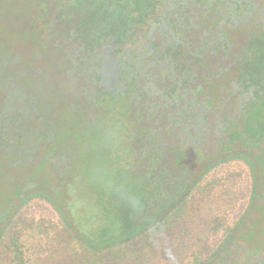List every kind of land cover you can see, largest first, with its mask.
Instances as JSON below:
<instances>
[{
    "label": "trees",
    "instance_id": "1",
    "mask_svg": "<svg viewBox=\"0 0 264 264\" xmlns=\"http://www.w3.org/2000/svg\"><path fill=\"white\" fill-rule=\"evenodd\" d=\"M32 1L40 5V13L44 14L42 15L44 18L40 22L46 25L47 36H49L48 32L52 33L47 40L46 38L41 42L39 40L36 50L42 57L39 62L44 61L47 56L57 57L61 61L60 70L65 78L57 87V92L59 93V103H63L65 106L66 114L80 115L84 125L102 134L104 133L97 126L98 119L108 117L107 120L114 124L110 123L111 128H106L107 135L104 134L103 137L108 141L111 140L115 126L120 130V135L117 141L113 142L115 143V160L114 162L113 160L112 162L108 161L111 163L108 165L110 173L102 180L100 178L103 175L99 174L97 180L99 183L93 193L91 206L88 209L86 207V210L82 204H74L73 199L65 197L61 186L58 187L59 191L58 188H48L46 183H49V174L45 180H41L38 175L35 181L30 179L36 189L25 190L23 184L29 178H16L14 174L17 173L9 170L11 190L4 202H0V264H147L156 260L175 240L182 246L193 244L182 264H223L228 260L227 258L231 257V252L239 253V246L236 245L238 248L234 246L236 239L243 241V245L245 243L254 245L261 242V245L264 246V226L260 224V221L256 223L257 221L251 217L250 207L235 221L233 226L226 224L224 214L210 213V211L201 208L202 200L209 198L217 186L224 185V181L230 180L233 176L229 173L226 177L213 176L211 179H207L205 176L207 171L230 156L243 158L244 154L239 146L245 147L248 144L260 147L264 136V95L259 94L260 91L264 94V29L258 28L247 49L253 53L251 56L245 53L243 62L239 66L241 68L239 71L240 80L243 82L247 80L256 86L254 91L256 99L250 98L249 110L241 118H237L234 114L231 115L230 109L229 113H223L222 122L223 126H226L227 133L222 137L221 148L218 152L215 147L218 139L210 148L209 152L215 157L207 160V164L201 165L202 167H199L198 171L192 172L194 166L199 164L198 153H195L193 149L191 152L183 147L177 139L180 137L176 136L175 131H171L172 135H165L171 145L168 147V152L174 153V159L169 163L170 169L165 167L160 172L144 170L141 172L134 170L133 166L136 162L125 158L123 163L121 161L123 156L120 155L123 149L128 151L127 154L137 152L135 150L136 142L145 143L142 149H138L139 152L143 151L142 153H145V150L151 146L149 144H151L152 138H149L150 135L147 136V132L153 129L151 115L145 109L150 106L149 99L153 96L151 91L146 89L147 83L142 86L145 79L140 88H136V80L140 82L142 79L140 80L138 76L144 75L141 73L143 60L149 59L150 62L156 60V64L160 62L165 65L166 57L170 54V47H167L164 52L159 51L158 57L155 59L152 55L145 58L139 56L141 59L137 69L134 66H136L138 55L131 53L132 59H134L133 63L131 58L127 59L124 56L125 54L119 57L118 51L122 50V47H127L129 43H135L139 37L137 28L146 24L149 15L154 12L156 5L161 3V0H59L57 3L55 0H30V2ZM205 1L184 0V5L189 12L192 11V8L196 9L199 2L205 3ZM223 3L222 0H216L213 5L218 10V8H223ZM199 10L201 12L196 11L199 15V23L207 32H212V26L218 25L215 16L212 12L206 13L207 11L203 7ZM54 19L59 22L54 24ZM60 23H64L61 29L59 28ZM186 27L189 26L184 27L182 22L179 31L185 33L183 29ZM172 28L175 29V26ZM72 29L76 36L86 41L99 43L101 37L113 39V44L121 47L115 51L114 56L119 57V62H125L121 72L122 76L119 78L123 79L125 89L117 91L115 84L112 83L113 90L111 92L106 89L95 95L96 102L92 103L103 102L105 111L96 114L94 121L91 120L93 112L89 110L90 101L93 99L92 94L90 98L82 96V89L73 83L75 78H78L80 81L77 80L76 84L78 82L86 84L85 75L72 72L70 70L71 63L62 50L61 54L56 55L50 50L48 44V39H54L55 34L60 35L59 38L63 39L64 35L65 37L70 35ZM142 35L145 38L144 34ZM175 36L174 41L177 48L174 51L176 53L178 49L185 56L183 58L174 57L173 61H168L170 64L166 67H169L168 69L172 72L174 70L173 73L171 72L172 76L180 73L178 77L182 79L181 84L183 82L186 83L183 84L185 86L190 84L191 89L196 91V96L198 98L201 96L209 107L216 104L221 93L225 92V98L230 97L229 81L225 83L228 86L224 85V89H221L223 79L228 74L226 72L224 74V70L213 72L205 57L202 56V50L208 46L203 48V43L199 44L200 48L195 46L188 50L184 44L186 41L183 40L185 34L182 36L176 34ZM204 41L207 43L203 39L200 40V43ZM14 47L15 45L9 46V43L2 41L0 43V61L2 58L9 57V52H12ZM157 49L158 47L155 45L153 50L157 51ZM35 61H37L36 56ZM131 67L135 70L132 73ZM197 67H202V69L209 67L207 68L209 77L196 78L199 73L193 75L192 71H196ZM247 67L252 69L247 71ZM31 74L32 76H30ZM183 74L187 78H184ZM194 76L196 81L200 80L203 86L195 84ZM21 78L19 79L21 80ZM23 78L26 92L34 98L33 108L37 110L36 118L40 122L33 121L30 127L33 135L41 141L39 149L42 153H40V157L47 170L52 166L50 156L60 155L68 160L70 170L62 179L63 182H68V174L73 172L72 168L78 163L80 164L75 148L78 147L80 152H86L89 147L83 138L75 140L74 144L70 143L68 146H66V142L59 140L58 119L55 117L56 108L44 98L43 85L45 81L41 78L37 84V79L31 71L27 77ZM179 78L167 77L161 85L162 93H159L160 90L155 93L161 97L163 106H169L167 103L170 102V108L177 107V98L169 91L173 92L177 89ZM191 78L194 79L193 83L190 81ZM63 87L69 91L67 96ZM88 89L93 90L92 85H88ZM4 96L6 98V93L0 87V102ZM107 100L113 101L110 110L106 106ZM194 104L196 103L194 102ZM127 115L130 116L128 125H131L133 130L128 131L125 135L126 144L124 142L122 145L120 138L123 136L122 132L125 133L124 118ZM172 117L174 118L172 119ZM169 119L172 122L178 120L174 114L169 116ZM72 130L74 129L72 128ZM136 130L145 132L138 137ZM234 141L240 145H235ZM48 147L53 148V154H48L45 157V154L50 151V148L47 149ZM0 148L2 147L0 146ZM223 149L226 153L218 155L217 153L223 152ZM206 153L200 154V160ZM0 156L3 159L1 167L4 169L10 156L2 153ZM184 169L189 171V174H183ZM228 190L226 192L229 199H234L236 195L229 193ZM37 195L48 199L53 205L58 213L57 222L46 218L24 217L21 214L22 207ZM228 200L226 198L225 201ZM249 220L251 221L250 228L255 226L258 232L253 237L248 234L247 221ZM195 223L197 225L193 231L192 227L194 226L192 225ZM219 231H223L220 244L215 248H210L208 237ZM261 239L263 240L261 241ZM239 261L241 260L232 259L230 264H242Z\"/></svg>",
    "mask_w": 264,
    "mask_h": 264
},
{
    "label": "rangeland",
    "instance_id": "2",
    "mask_svg": "<svg viewBox=\"0 0 264 264\" xmlns=\"http://www.w3.org/2000/svg\"><path fill=\"white\" fill-rule=\"evenodd\" d=\"M35 3L36 2L33 1L30 2V0H0V41L2 40L3 42L9 43V46L12 44L15 45L11 52V57H9L12 60L18 61L23 58L24 61L28 59L32 62H35V56L37 55L36 50L38 49L37 45H39V40L40 42L41 40H45V38L47 40L46 25H44L43 22H40V20L44 18L42 17L44 14L40 13V5ZM196 7V9L192 8V11L187 12V16L183 22L184 27L186 25L189 26L183 29L185 31V33L183 32V34H185L183 40L186 41V43H184L185 47L188 50H191L195 46L200 48L199 46L204 43L202 47L204 48V46H208V48H204L202 50V56L205 57L206 62L209 63L213 72L221 71L224 68L221 67L219 63V57L224 55V52L219 50L217 46L218 44H216L214 41L216 38L220 37L217 35L218 26L213 25L211 28L212 32H207V30L202 28L201 24L199 23V15H197V12H201L202 9H199L202 7L199 4ZM190 18H193L191 22L189 21ZM201 39L206 40L207 43L205 41L200 43ZM61 40V38L57 40L48 39L49 48L56 55L61 54V50L63 49L62 45L60 44ZM138 46L141 45L136 43H129L127 45L131 51H135ZM237 47L238 43L236 42L229 47L226 46L225 50H228L229 52H227L230 53L231 50H237ZM166 60H169L168 57H166ZM132 62L134 63V59H132ZM143 62L145 65H142L143 69L141 68V73L144 75L138 76V78L142 80L140 82L136 80V88H140L145 79V82L142 84V86L147 83L146 89L149 92H158L162 88L161 85L163 80L170 76H165V73L164 75L162 74L163 67L161 64L154 66V68H149L148 64L150 63V60H143ZM41 63L44 65V73L43 71L38 70L37 65L32 66L30 71L33 73V76L38 79V81H41V78L45 81V84L43 85L44 98L48 100V102L52 103L56 108L55 111L57 114L55 117L58 119L57 128L60 136L59 140L66 142V146H68L70 143L74 144L75 140L83 138L89 147L88 151L86 152H80L78 147L75 148L80 164L78 163L74 168H72L73 172H70L67 176V179H69L68 182H63L61 185L65 197L71 200L73 199L74 204H82V207H85L84 209L86 210V207L88 209L91 206L92 198L94 197L93 193L98 186L97 184L99 183H97L99 174L101 173L103 175L102 178H100L102 180L104 177H108V174L110 173V171H108V165H111V163L109 162H112V160L114 162L115 160V143L113 142L114 140L117 141L120 135V130L115 126L112 132V141H108L105 137H103V135H107L106 128H111L110 123L111 125L114 124L113 122L107 120L108 117H102L98 119L97 126L100 127L101 131L104 133L102 134L88 128L87 125H84L83 122H81L80 115L72 116L71 114H66L65 106L63 103H59V93L57 92V87L61 85L65 78L60 70L61 61L57 57L54 58L53 56H47L44 58V61H41ZM167 65L169 64L166 63L164 65L166 68L165 71L167 70L170 72L171 70L168 69L169 67H166ZM207 68L209 67H206V69L197 67L196 71H192V74L197 75L199 73L200 76L198 74L196 78L198 77V79H201L202 76H207V73L209 72ZM175 72H177V70H175ZM193 78L195 79V76ZM194 79L191 78L190 81L193 83ZM77 80L79 79L75 78L73 83L78 86L79 89H82V96H87L89 98L92 97L91 90L88 89V85L83 84V82H78L76 84ZM194 82L196 85L199 84L201 86L202 84L200 80L196 81L195 79ZM13 86L17 87L18 85L13 84ZM192 86L194 87V85ZM63 89L65 95L67 96L69 91L64 87ZM155 95L149 99V108L147 107L145 109L151 115L150 120L152 122L153 129L147 132V136L152 135L153 138L151 139V145L154 147L150 146L149 149L145 150V153L153 151L151 158L160 163L159 167L156 168V171H158L159 168L164 170L166 167L164 164L166 163L167 159L161 155L167 156L168 154V147L171 145L169 143V139L166 138L165 135H172L170 134L171 131H175L177 136V132L183 130L185 126L191 127L190 131H188V136H185L186 133L183 132L181 137L177 138L180 144H182V146L187 150H191V152L193 149L195 150V153L197 152L199 154H203L204 151H207L215 144V141L217 140V131L220 129L219 126L223 125V113H229L227 109V102L223 100L224 97H226L225 92L220 94L216 104L212 107L207 106L200 96L198 100H201V105L199 108H195L192 113L184 112L179 113L178 115L174 114L175 118H178L177 122L180 123V125L177 126L175 130H173L169 119V116H171L170 106H163V104H161L162 101H160L161 98H159L158 95L157 97H154ZM24 101L26 102L27 110L32 113V116L25 122L14 121L13 124H6L5 122L6 119L3 115V109L6 104L5 96L0 102V146L2 147L0 148V153L10 156L7 163L8 167L5 166L4 169L1 167L3 159L0 156V202H4L6 197L9 195V191L11 190L12 184L8 177L9 170L17 173L16 175L14 174L16 178H29V180H26V182L23 184V188L25 190L36 189L30 179H34L32 181H35L37 179V175L39 174L41 176L43 173L44 176L42 179L45 180L47 174H49L43 159L40 157V153H42L41 149L38 148L41 145L39 144L40 141L30 130L31 123L33 121H37V112L33 108L34 98L25 91ZM112 103V100H107V109H111L110 107H112ZM180 103L182 104V102ZM229 107L232 108L230 114L233 115L235 112L234 107L232 104H230ZM60 115L63 116L60 118ZM129 117L130 116L127 115V117L124 118L125 133L123 131V136L120 138L122 145L126 141L125 135L128 133V131L131 132L133 130V128L131 129V125H128L130 121ZM72 128L74 130H72ZM129 135L131 136V134ZM144 145L145 143L139 144V142H136L135 150L138 152V154L143 152H139L138 149H142ZM49 148L50 147L47 149ZM50 151H53V148H50ZM127 152L126 149H123V151L120 152V155L124 157H122L121 161L123 162L125 158L133 160L136 162L135 166H133L134 170L142 172L141 169L143 168V164L142 162L138 161L137 152H134V154H127ZM52 158L53 157L50 156V162L52 161ZM51 165H54L52 174L59 173L57 170L58 168H56V161H52ZM200 165V163L198 166L195 165L191 171H198L199 167H201ZM6 169L7 171H5ZM237 169L238 165L227 164L220 167L218 170L207 173L206 178L211 179L213 176L226 177L232 170L237 171ZM183 171V174H189V171L186 169ZM237 173L242 174L240 168ZM49 177L52 178L51 175ZM258 178V190L262 192L264 191V163H262L261 168L259 169ZM229 181L225 180L224 185L217 186L212 191L209 198L202 200L201 205L203 210L210 211V213L218 212L219 214H224L226 217V224L232 222L233 218L238 216L243 209L246 203V191L248 187V178L244 174L239 176L237 180L234 181V183H230ZM52 184L54 189L58 188V186L55 185V182ZM229 188H234L235 192L230 191L231 189L228 190ZM227 190L229 193H236V197L234 198L235 200L233 198L229 199V195L226 192ZM226 198L229 200L225 201ZM258 208L259 206L256 208L259 213L257 220L260 221L262 226H264V205L261 210H258ZM21 214L24 217H33L36 219L46 218L55 222L58 221V217L54 209L39 199H33L24 205L22 207ZM258 221L256 223H258ZM196 225V223L192 225L194 226L192 227L193 231H195ZM257 233L256 227L254 226L249 229L248 234L249 236L253 237V235H256ZM222 237L223 231H219L218 233L208 237L207 241L209 247H217L220 244ZM191 245L193 244L182 246L177 240H175L172 244H170L169 247L165 249V251L159 255L156 260L147 264H182V262L186 260V255L189 254L192 249ZM236 245H238L239 248L236 247ZM234 246L235 248H238L239 253L231 252V257H229L230 259L227 258L228 260L224 261L223 264H230L232 259L241 260L239 262L243 264V260L246 258L244 253H242V249L244 248L243 241L236 239Z\"/></svg>",
    "mask_w": 264,
    "mask_h": 264
},
{
    "label": "flooded vegetation",
    "instance_id": "3",
    "mask_svg": "<svg viewBox=\"0 0 264 264\" xmlns=\"http://www.w3.org/2000/svg\"><path fill=\"white\" fill-rule=\"evenodd\" d=\"M58 1L59 0H55L56 3ZM215 1L216 0H206L205 3L199 2V5L203 7L208 13L212 12L213 16H215L218 22L217 35L220 37L216 38L215 43L218 44L217 46L219 50L221 52H224V55H221L219 57V63L221 67L224 68L223 73L226 72L228 74L227 77L223 79L221 89H224V85H230V97H224V101L227 102L228 110H232V108L229 107L230 104H232L235 110L234 116H236L237 118H241L249 110V105L251 103L250 98L256 99L254 95L256 86L250 84L247 80L246 82L240 80L239 71L241 68L239 66L240 63L243 62L245 53L248 56L252 55L253 52L247 49L252 39L255 37L254 34L257 33L258 28L261 27L262 29H264V0H222L224 2V6L223 8H218V10L213 5ZM186 16L187 9L186 5H184V0H161V3L156 5L154 12L149 15L146 24L142 27L137 28V35L139 37L137 40H135V43L141 46H138L135 51H131L129 47L121 48L117 45H114L113 39L110 38L104 39L103 37H101L99 43L88 40L86 41L85 39H81V37L76 36V33H73V29L70 30V35L66 37L64 35V38L61 40L60 44L63 47L62 53L65 55L66 58L69 59V62L71 63L70 70H72V72L74 73H78L79 75H85L86 84L92 85L93 87V90H91L93 99L92 101H90L91 105L89 109L91 112H93V116L91 119L92 121L95 120L96 114L105 111L103 107V102L97 104L92 103L96 102L95 95H97L98 93H102L106 89L111 92L113 90L112 83L115 84L117 91H123L125 89L123 79H119L122 76L121 72L124 69L125 65V62H119V57L122 54H125L124 56L127 59L133 58V55L131 53H135V55H138L136 57V66H134V68L136 67V69L140 65L139 62L141 57L139 56L145 58L152 55L155 59L158 57V52H164L167 47H170V54L168 56L169 60L173 61L174 57L183 58L185 56V54H183L178 49L175 53L174 50L177 48V46H175L174 39L176 37V34H179L180 36L183 35V32L179 31V28L181 27L182 22L185 21ZM190 19L189 21L191 22L193 18ZM57 22H59V20H53L54 24ZM63 25L64 23H60L59 28L61 29ZM174 26L175 29L172 28ZM48 34L49 36H47V38H50L52 33L48 32ZM142 34H144L145 38H143ZM59 36L60 35L56 34L54 39H59ZM236 42L238 43L237 50H231V52L228 53L229 51L225 50L226 46L229 47ZM155 45L156 47H158L157 51L153 50V48H155ZM118 48H121L122 50L118 51L119 57L117 58L114 56V53L116 50H118ZM9 55V57H11V52H9ZM9 57L2 58L0 61V87L6 93V104L3 109V115L6 119L5 122L6 124H13L14 121L25 122L31 118L32 113L27 110L26 102L24 101L25 91L27 89L24 85L25 80L23 77H27L29 75V72L33 65H37V68L40 71H43L44 65L39 62V60L42 59L39 52H37V61L35 62H32L31 60L24 61L23 58L17 61L12 60ZM169 60H166L165 64L168 63ZM156 62V60H152L150 62V65L148 64L149 68H154V65L157 66L161 64V66L163 67V75L165 73V76H170L171 78H179L178 76H180V73H177L176 75L172 76V70L170 72H168L167 70L165 71L164 63L162 64L159 62L158 64H156ZM134 68H130L131 73L135 71ZM251 69L252 68L247 67L246 70L250 71ZM184 75L185 74H183V77ZM30 76H32V74ZM20 77H22L21 80L19 79ZM184 78H187L186 75ZM226 81H229L230 83L225 84ZM38 82L39 81L37 79V84ZM181 82L182 79L179 78L177 89L173 92L169 91L171 94L173 93V95L177 98V107H175V109L170 108L171 116H173V114L178 115L179 113L184 112L192 113L195 108H199V103L201 102V100H198V97L196 96V91L191 89V85L187 84V86H185L183 84L186 83L183 82V84H181ZM13 84H16L18 86L14 87ZM155 93V91H152V96ZM159 93H162V91L160 90ZM259 94L264 95L262 91H260ZM159 98L161 97L159 96ZM180 102H182V104ZM194 102L196 104H194ZM167 104L170 106V102H168ZM173 118L174 117H172V119ZM37 122H39V120H37ZM170 122L173 130H175V128L180 125L179 122H172L171 120ZM190 128V126H185L183 130L177 132V137H181L183 132L186 133L185 136H188V131H190ZM219 128L220 130L217 131L218 143L217 146H215L217 147L216 152L220 150L222 144L221 140H223L222 137L225 133H227L226 126L224 127L222 125L219 126ZM144 132L145 131L141 132L136 130L138 137L143 135ZM149 138H153L152 135ZM233 143L235 145H240L235 141ZM39 144H41V141L39 142ZM239 147L243 151V158L230 156L223 162L218 163L216 166H213L207 171V173H209L218 170L220 167L225 166L227 164H235L238 165L237 171L240 168L242 174H238L237 171L232 170L230 173L234 177L231 176L230 181H228L230 183H234V181L237 180V178L239 176H242L243 174L246 175V177L248 178L246 203L243 209L241 210L240 214L233 218L232 222L229 223V226H233L235 221L238 220L249 207L251 217L254 218L255 221H258L257 217L259 216V213L256 208L257 206H259L258 210H261L264 205V191L260 192L258 190V172L261 168L262 163H264V136L262 137L260 147H254L248 144L245 147L241 145ZM209 151L210 149L204 151L209 154H204L201 160L199 159L200 154L198 153V162L202 166L207 164V160L211 159L212 157H215L214 154H211ZM152 152L140 153V156L137 155L138 161L142 162L143 164V168H140L141 170L156 171V168L159 167L160 163L155 159L151 158ZM225 153L226 152L223 149V152L219 151V153L217 154L224 155ZM48 154H53V151H48L45 154V157H47L46 155ZM161 156L167 159L164 165L170 169L169 163L174 159V153L169 151L167 156ZM52 157V161H56V168H58L57 170L59 173L52 174L54 165L51 166V169H48V173L52 176V178L50 177L49 179V183H46L48 188H54L52 184L53 182H55V185H57L58 187L61 186L63 183L62 179L66 177L67 173L70 170V163L63 156L53 155ZM160 171L163 170L159 168L158 172ZM207 173L205 174V176L207 175ZM235 174L237 175L236 177ZM38 176L41 177L42 180L44 174L42 173L41 176L38 174ZM230 189L232 192H235L234 188ZM57 190L59 191V188ZM234 194L236 195V193ZM258 194H260V196H258ZM33 199H39L54 209L50 201H48V199H45L43 196H34L28 202ZM55 213L58 217V213L56 211ZM247 224V228L250 229L251 221H247ZM262 240L263 239H261V241ZM244 246L245 247L242 253H244L246 258L243 260V264H264V246L261 245V242L259 244L255 243L254 245H247L245 243Z\"/></svg>",
    "mask_w": 264,
    "mask_h": 264
}]
</instances>
